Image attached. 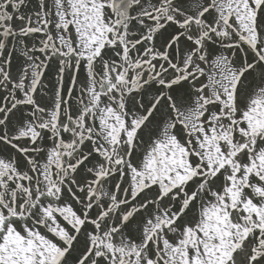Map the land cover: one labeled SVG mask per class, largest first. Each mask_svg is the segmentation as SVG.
I'll return each instance as SVG.
<instances>
[{"label":"snow or ice","instance_id":"1","mask_svg":"<svg viewBox=\"0 0 264 264\" xmlns=\"http://www.w3.org/2000/svg\"><path fill=\"white\" fill-rule=\"evenodd\" d=\"M0 264H264V0H0Z\"/></svg>","mask_w":264,"mask_h":264}]
</instances>
